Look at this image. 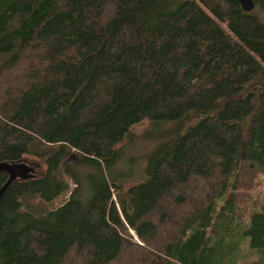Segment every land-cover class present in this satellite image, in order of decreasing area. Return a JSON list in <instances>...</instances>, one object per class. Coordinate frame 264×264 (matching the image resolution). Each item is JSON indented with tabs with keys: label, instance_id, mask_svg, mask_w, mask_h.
<instances>
[{
	"label": "trees",
	"instance_id": "trees-1",
	"mask_svg": "<svg viewBox=\"0 0 264 264\" xmlns=\"http://www.w3.org/2000/svg\"><path fill=\"white\" fill-rule=\"evenodd\" d=\"M252 2L0 0V264H264Z\"/></svg>",
	"mask_w": 264,
	"mask_h": 264
},
{
	"label": "rangeland",
	"instance_id": "rangeland-1",
	"mask_svg": "<svg viewBox=\"0 0 264 264\" xmlns=\"http://www.w3.org/2000/svg\"><path fill=\"white\" fill-rule=\"evenodd\" d=\"M67 195H65L63 199H65ZM237 197L240 206L239 213L243 217H247L248 214L254 210L264 208V173L256 171L250 173L246 179L243 178L238 187ZM129 232L134 240L140 241L132 230H129Z\"/></svg>",
	"mask_w": 264,
	"mask_h": 264
},
{
	"label": "water",
	"instance_id": "water-1",
	"mask_svg": "<svg viewBox=\"0 0 264 264\" xmlns=\"http://www.w3.org/2000/svg\"><path fill=\"white\" fill-rule=\"evenodd\" d=\"M236 1L246 12H250L254 7V3L252 2V0ZM36 167L37 164H35L34 161H31L29 159H23L12 162L0 161V172H5L8 176L6 182L0 188V197L4 190L7 188V186L10 184V182L14 179H28L34 177Z\"/></svg>",
	"mask_w": 264,
	"mask_h": 264
}]
</instances>
